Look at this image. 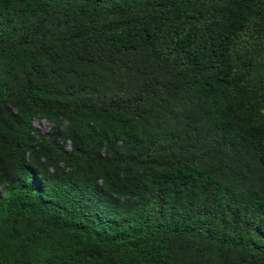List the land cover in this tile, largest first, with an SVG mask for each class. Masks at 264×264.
Returning a JSON list of instances; mask_svg holds the SVG:
<instances>
[{"label": "trees", "instance_id": "16d2710c", "mask_svg": "<svg viewBox=\"0 0 264 264\" xmlns=\"http://www.w3.org/2000/svg\"><path fill=\"white\" fill-rule=\"evenodd\" d=\"M0 264H264V0H0Z\"/></svg>", "mask_w": 264, "mask_h": 264}, {"label": "rangeland", "instance_id": "374dc122", "mask_svg": "<svg viewBox=\"0 0 264 264\" xmlns=\"http://www.w3.org/2000/svg\"><path fill=\"white\" fill-rule=\"evenodd\" d=\"M36 129L43 134H48L52 130V124L46 120L35 119L33 122Z\"/></svg>", "mask_w": 264, "mask_h": 264}]
</instances>
